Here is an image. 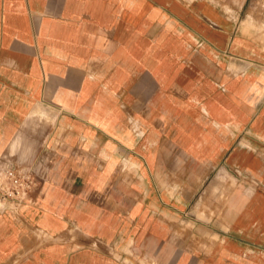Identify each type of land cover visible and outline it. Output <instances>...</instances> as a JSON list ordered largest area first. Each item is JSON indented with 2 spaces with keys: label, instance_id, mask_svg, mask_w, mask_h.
<instances>
[{
  "label": "crops",
  "instance_id": "1",
  "mask_svg": "<svg viewBox=\"0 0 264 264\" xmlns=\"http://www.w3.org/2000/svg\"><path fill=\"white\" fill-rule=\"evenodd\" d=\"M0 264H264V0H0Z\"/></svg>",
  "mask_w": 264,
  "mask_h": 264
},
{
  "label": "built area",
  "instance_id": "2",
  "mask_svg": "<svg viewBox=\"0 0 264 264\" xmlns=\"http://www.w3.org/2000/svg\"><path fill=\"white\" fill-rule=\"evenodd\" d=\"M34 184L35 178L28 170L0 162V202L13 207L23 205Z\"/></svg>",
  "mask_w": 264,
  "mask_h": 264
}]
</instances>
